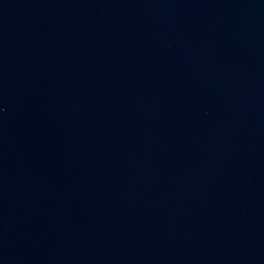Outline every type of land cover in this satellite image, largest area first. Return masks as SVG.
<instances>
[{"label": "water", "instance_id": "water-1", "mask_svg": "<svg viewBox=\"0 0 264 264\" xmlns=\"http://www.w3.org/2000/svg\"><path fill=\"white\" fill-rule=\"evenodd\" d=\"M0 264H264V0H0Z\"/></svg>", "mask_w": 264, "mask_h": 264}]
</instances>
